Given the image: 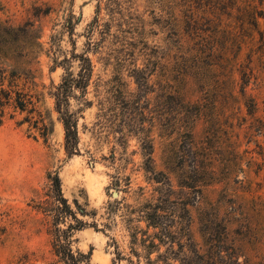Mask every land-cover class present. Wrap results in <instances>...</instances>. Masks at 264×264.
<instances>
[{
  "label": "rangeland",
  "instance_id": "obj_1",
  "mask_svg": "<svg viewBox=\"0 0 264 264\" xmlns=\"http://www.w3.org/2000/svg\"><path fill=\"white\" fill-rule=\"evenodd\" d=\"M254 6L264 14V0H0L2 86L15 69L12 89L29 100L24 110L6 105L0 124V264H59L55 172L86 223L72 232L73 249L91 264H137L132 250L145 264L146 223L134 210L159 196L175 203L173 230L189 225L199 251L221 236L240 264H264V45ZM74 54L93 71L70 98L79 142L68 156L51 93L65 67L76 74Z\"/></svg>",
  "mask_w": 264,
  "mask_h": 264
},
{
  "label": "trees",
  "instance_id": "obj_2",
  "mask_svg": "<svg viewBox=\"0 0 264 264\" xmlns=\"http://www.w3.org/2000/svg\"><path fill=\"white\" fill-rule=\"evenodd\" d=\"M250 16L252 19L251 24L259 33V41L261 45H264V31L259 30L257 20L258 17H264V14L254 6L250 10ZM214 18L211 20L212 23L214 22ZM194 21L196 22V19L190 22L192 26L195 23ZM65 27L69 33H72L74 29L72 16L66 21ZM193 29L196 37L201 36L198 30H196L197 27ZM73 57L78 60L76 74L65 67L66 74L51 93L54 98V109L63 127L64 149L68 156L77 153L79 142L78 118L76 111L70 108V98L78 97L79 95H76L78 91L81 95L84 94L93 71V66L88 56L85 54H74ZM63 62H69V59L64 57L58 63ZM4 71L0 68V124L3 121L4 107L6 105L13 104L14 107L24 110L26 109L27 103H29L26 93L12 89V87L17 86L16 84H12L13 79L18 75L15 69H12L9 73L10 79L8 81V87L5 88L2 86V82L5 79ZM148 159L150 160L151 157L148 156ZM51 180L58 201V204L55 206V213L53 214L52 224L54 228L50 232L52 235L53 254L57 257L56 262L59 264H91L90 253L73 249L72 232L83 228L86 223L76 217V213L72 211L66 198L63 197L61 192V179L58 172L52 175ZM74 203L77 211L81 215L87 214L86 210L76 200ZM174 205L175 203L168 197L159 196L156 200H145V202H141L140 206L134 210L146 223V229L141 230L142 238L140 240V246L144 250L145 264H240L235 255L232 254V247L221 236L211 238L209 249L206 252H201L196 247L190 235L189 225L186 228L184 226L173 230L176 223V209ZM183 209L187 211L186 208ZM69 217L75 221V224L66 222V219ZM60 223L64 224V227H60ZM108 225L105 224L106 227ZM150 228L154 230L152 233H148ZM181 235L185 237V241L181 240ZM132 237L134 239L132 242L136 243L137 237L135 233L132 234ZM175 244L178 248H174ZM162 245L166 247L163 252H160ZM132 251L137 257V264H139L141 255L136 250ZM116 252L115 259L120 260L124 257L122 251L116 249ZM152 253H156L154 258H151ZM130 261L132 262V260ZM176 261L178 263H175Z\"/></svg>",
  "mask_w": 264,
  "mask_h": 264
}]
</instances>
